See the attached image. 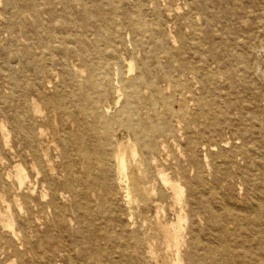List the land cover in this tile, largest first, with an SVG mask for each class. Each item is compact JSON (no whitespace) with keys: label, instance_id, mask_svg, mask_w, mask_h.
Masks as SVG:
<instances>
[{"label":"bare ground","instance_id":"1","mask_svg":"<svg viewBox=\"0 0 264 264\" xmlns=\"http://www.w3.org/2000/svg\"><path fill=\"white\" fill-rule=\"evenodd\" d=\"M51 1L33 5L26 16L13 14L32 23L41 43L37 50L28 37L16 39L13 49H1L11 95L0 94V114L7 117V108L14 110L15 153L30 162L37 175L20 163L14 165L10 182L0 174V186L10 197L8 201L1 195L0 200V264H29L34 248L50 257L41 239L36 247L31 243L46 223L44 217L51 213L56 223L64 221L59 201L63 196L78 199V221L83 222L90 195L109 211L100 227L92 230L94 222L87 224L91 235L110 245L107 255L97 247L90 256L95 260L207 264L209 252L203 251L198 223L219 220L211 234L216 242L212 256L218 255L226 231L221 211H232L235 204L222 190L237 186L236 177L246 176L235 160L249 149L239 141L233 145L217 138V126L207 133L206 126L196 124V109L193 123L185 124V111L174 105L182 101L188 107L191 101L198 105L205 99L209 83L225 77L220 69L223 57L207 58L194 27L192 61L179 62L167 26L147 27L127 12L101 19L84 10L83 21L67 12L58 24L44 23V12L54 10ZM64 4L68 8L67 0ZM189 9L175 27L191 28L193 5ZM181 41L183 46L188 43ZM10 59L15 64L10 65ZM210 62H216L218 71L201 70V63ZM48 63L56 65V79H61L60 101L49 99L41 107L36 95H47L49 87L54 93L60 89L51 79L52 66L45 68ZM41 66L44 73L36 76ZM0 128L7 143L5 122ZM170 140L175 152L169 150ZM258 189L254 198L259 208L264 181Z\"/></svg>","mask_w":264,"mask_h":264},{"label":"rangeland","instance_id":"2","mask_svg":"<svg viewBox=\"0 0 264 264\" xmlns=\"http://www.w3.org/2000/svg\"><path fill=\"white\" fill-rule=\"evenodd\" d=\"M44 1L46 0H0V50L13 49L16 39L27 37L34 42L31 47L33 50L40 47L41 43L34 33L32 23L20 21L13 14L19 12L22 16H26L33 5L41 4ZM67 1L69 6L66 9L64 0L49 2V6H52L54 10H52L53 12L47 10L44 12V23L54 21L55 24H58L64 20L66 17L64 15L67 12L73 13V17L78 16V21L84 20V10L101 19L103 17L111 19L127 12L147 27L155 28L154 25L157 27L158 23L167 26L170 31V38H175L172 44L178 52L179 62L192 61L193 49L191 47L195 45L192 41L194 34H191V31L194 27L198 32L197 36L201 38L199 45H203L204 54L207 58L212 61V58L219 57V55L223 57L220 69L225 77L215 78L212 83H209L208 96L201 99L198 105L191 101L187 107L181 101L176 103L174 108H183L185 115L182 117V121L185 124L193 123L195 119L193 109L198 110L196 124L200 122L201 126H206L207 133L217 126L219 128L217 138L228 139L233 145L244 144L249 149L245 153V157L238 155L235 160L236 165L242 166L246 176L243 179L236 177L237 186L233 188L229 186L222 190L226 196L232 197L231 201L236 205H232V211H221L226 231H224L223 245L222 243L219 245L218 255L212 256L216 242L211 234L214 230L216 231V228L218 230L219 220L211 217L205 223H198V226L201 227L200 236L203 251L204 253L209 252L207 264H218V262L219 264H264V201L262 206L260 205L258 208L254 198L255 194L259 192L260 183L264 181V0ZM191 5L194 8L191 28L189 26L190 29L188 30L185 26L180 27V25L175 27L174 22L176 20L177 22L184 21L185 14L191 10L189 9ZM158 35L160 34L156 33L154 37L157 39ZM163 39L165 44V38ZM181 40L188 43L183 46ZM245 43L249 47H245ZM3 50L0 51V94H7L10 97L11 86L3 77L7 63ZM95 59H98V56H95ZM8 61L10 65L15 64L11 59ZM50 66H52L50 76L53 79V84H57L60 88L61 79H56V65L48 63L45 68L50 69ZM203 67L211 72L218 71L216 62H210L209 65L205 66L201 63L202 71H204ZM45 68L39 67L36 76L39 73L42 76ZM47 74L45 73L46 77ZM49 89H47L45 96L36 95L41 107L47 106L49 99L57 103L60 101L59 92H61V88L57 93ZM13 114L12 108H7V117L0 114V123L5 122L9 129V141L5 143L0 128V174L6 182H10L13 178L14 165L17 163H20L26 172L37 175L30 162H24L15 153L16 134L12 129ZM179 116V114L175 116V119ZM169 144V150L175 152L176 146L173 140H170ZM224 148L227 149L230 146H224ZM216 160L220 163L221 158H216ZM61 177L63 179V176ZM110 177L113 178V173H110ZM238 182H242L241 185ZM116 194L119 197L120 194ZM1 195L6 200H10V197L0 186V200ZM59 201L63 207L64 221L56 223L57 219L53 218V214L47 213L44 217L47 220L46 223H42L39 232L33 235L31 241L32 245L36 247L41 239L44 245L49 247L48 254L50 257L34 248V259H31L29 264H97V262L98 264H106V261L101 262L90 256L97 247L99 251L102 250L107 255L110 245H104L105 241L100 239L101 237L91 235L87 224L89 221L94 222L92 230L100 227L99 224L103 216H107L109 213L108 205L103 204L94 195H90V209L86 217H82L85 220L81 222L80 219L78 221L77 198L68 199L61 196ZM247 201L248 204H253L254 208L249 207ZM115 202L117 201L115 200ZM40 218H36L38 223L43 219ZM189 225L188 223L187 226ZM260 228H262L261 231ZM99 235L102 236V231L99 232ZM55 242L57 245L53 246ZM58 249H62V256L57 255ZM30 254L31 252H29ZM114 264H125V261L120 257H115Z\"/></svg>","mask_w":264,"mask_h":264}]
</instances>
